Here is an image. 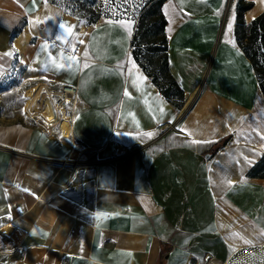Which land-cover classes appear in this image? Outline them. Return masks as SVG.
Segmentation results:
<instances>
[{
  "label": "crops",
  "instance_id": "crops-1",
  "mask_svg": "<svg viewBox=\"0 0 264 264\" xmlns=\"http://www.w3.org/2000/svg\"><path fill=\"white\" fill-rule=\"evenodd\" d=\"M236 1L162 3L176 101L134 61L132 25L0 0V81L19 68L26 95L76 88L67 133L0 119V264H228L264 248V179L248 176L264 93ZM246 1L248 24L264 0Z\"/></svg>",
  "mask_w": 264,
  "mask_h": 264
},
{
  "label": "rangeland",
  "instance_id": "rangeland-1",
  "mask_svg": "<svg viewBox=\"0 0 264 264\" xmlns=\"http://www.w3.org/2000/svg\"><path fill=\"white\" fill-rule=\"evenodd\" d=\"M68 15L74 17L80 24L87 26L89 23H96L102 20L109 21H123L134 28L135 32L139 18L148 11L149 7L153 6L158 0H53ZM153 15V14H151ZM146 20L148 15H146ZM151 20L155 21L156 16H152ZM139 39L135 43L138 44ZM162 45L159 46V49ZM141 52L145 54L144 46L140 48ZM154 59L161 60L164 52L155 53ZM148 71H154V66L145 63ZM11 76L0 81V119H14L15 121H25L30 124H37L44 126L48 122L42 116H36L38 112L37 106L43 102L42 97L51 95V92L46 85L38 84V86L27 91L22 85V71L17 68L13 69ZM162 84V81H161ZM61 89V88H60ZM52 92L50 96L55 101V94L60 91ZM45 91V92H44ZM47 91V92H46ZM30 97V101L27 99ZM29 101V102H28ZM70 105V104H69ZM62 113L63 118L68 120V107ZM36 117H31L29 114ZM61 116H56L53 120L55 123L60 122ZM61 121V122H62ZM65 121V120H64ZM60 125V124H59ZM228 264H264V248L255 251H242L235 255Z\"/></svg>",
  "mask_w": 264,
  "mask_h": 264
},
{
  "label": "trees",
  "instance_id": "trees-1",
  "mask_svg": "<svg viewBox=\"0 0 264 264\" xmlns=\"http://www.w3.org/2000/svg\"><path fill=\"white\" fill-rule=\"evenodd\" d=\"M164 1L158 0L139 18L137 28L132 35L131 52L134 61L142 68L146 76L150 77L161 94L167 99L181 101L183 93L177 82L172 79L167 65V39L164 35L166 22L161 11V5ZM49 2L57 6L53 0H49ZM252 6L253 4L246 0L236 1L235 34L237 45L241 48L249 62H251L259 88L264 93V15H260V17H257L248 24L243 19L245 11ZM146 15H148L149 20H146ZM152 16H156L155 21L151 20ZM20 29L17 28L15 33L19 32ZM138 39V44L135 45ZM160 45H162V49H159ZM141 46L146 48L144 49L145 54L140 51ZM161 52H164L162 59L155 60L153 55ZM141 58L146 64L149 63L151 66H154L153 72L146 69ZM248 176L264 179V156L252 167Z\"/></svg>",
  "mask_w": 264,
  "mask_h": 264
},
{
  "label": "built area",
  "instance_id": "built-area-1",
  "mask_svg": "<svg viewBox=\"0 0 264 264\" xmlns=\"http://www.w3.org/2000/svg\"><path fill=\"white\" fill-rule=\"evenodd\" d=\"M230 3H231V0H227L226 5L229 6ZM52 94L53 93L51 92V95ZM55 96H56L55 101L52 100V110H53V113H55V117H56V116H61L62 113L67 108V106L75 99L76 88L72 85L65 84V85L61 86L60 91L58 93H56ZM28 100L30 101V97ZM29 115L31 117H36V116H32L31 114H29ZM61 118H60V121H61ZM20 255L22 256L23 252H21Z\"/></svg>",
  "mask_w": 264,
  "mask_h": 264
},
{
  "label": "bare ground",
  "instance_id": "bare-ground-1",
  "mask_svg": "<svg viewBox=\"0 0 264 264\" xmlns=\"http://www.w3.org/2000/svg\"><path fill=\"white\" fill-rule=\"evenodd\" d=\"M42 99H43V102H41V104L37 106L39 110L36 113V116H43V118L47 122L53 121V119L55 118V113H53V110H52V99L49 95L43 96ZM63 115H62V118H63ZM62 118H61V121H62ZM64 120L62 122L60 121V125L63 128V131L67 133L68 127H67V123H65Z\"/></svg>",
  "mask_w": 264,
  "mask_h": 264
},
{
  "label": "snow or ice",
  "instance_id": "snow-or-ice-1",
  "mask_svg": "<svg viewBox=\"0 0 264 264\" xmlns=\"http://www.w3.org/2000/svg\"><path fill=\"white\" fill-rule=\"evenodd\" d=\"M63 27H64V25H63ZM125 27H129V25H125ZM231 27H232L231 22H229V24H228V28L231 29ZM67 30H68L69 32H71V29H70V28L67 29ZM69 59H71V57H70ZM61 67H63V65H61ZM99 219H101V217H100Z\"/></svg>",
  "mask_w": 264,
  "mask_h": 264
}]
</instances>
